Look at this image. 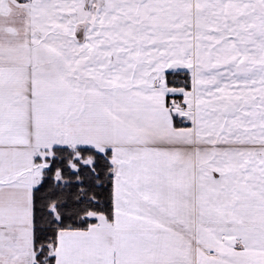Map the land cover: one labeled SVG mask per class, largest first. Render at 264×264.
Masks as SVG:
<instances>
[{
  "label": "snow or ice",
  "instance_id": "1",
  "mask_svg": "<svg viewBox=\"0 0 264 264\" xmlns=\"http://www.w3.org/2000/svg\"><path fill=\"white\" fill-rule=\"evenodd\" d=\"M0 264H264V0H0Z\"/></svg>",
  "mask_w": 264,
  "mask_h": 264
}]
</instances>
